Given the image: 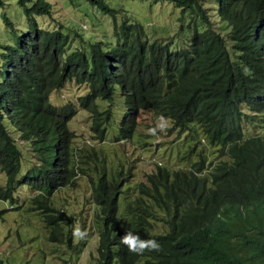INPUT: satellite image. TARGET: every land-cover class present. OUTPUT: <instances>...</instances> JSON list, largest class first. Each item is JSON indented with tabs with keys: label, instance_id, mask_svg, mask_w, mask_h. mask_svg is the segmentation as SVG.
<instances>
[{
	"label": "trees",
	"instance_id": "obj_1",
	"mask_svg": "<svg viewBox=\"0 0 264 264\" xmlns=\"http://www.w3.org/2000/svg\"><path fill=\"white\" fill-rule=\"evenodd\" d=\"M88 1L103 12L116 10L106 0ZM151 1H168L190 15L185 45L148 41L139 21L124 18L114 22L113 44L91 40L86 51L67 52L68 34L35 19L51 14L50 2L16 0L27 26L13 44H0V197L12 198L19 184L28 185L48 240L60 242L64 234L69 241L63 225L71 209L52 199L54 190L73 183V162L83 147L71 148L67 122L82 108L89 130L101 139L111 111L109 105L99 109L95 99L109 101L117 89L125 110L115 138H130L136 114L149 109L179 130L192 128L197 136L200 128L208 144L218 146V157L205 162L200 152L188 169L158 167L146 183L138 182L113 237L105 223L93 264L113 257L118 264H264V135H244L242 124L264 114V0H214L216 16L229 27L226 37L203 0ZM68 79L87 90L75 102L52 104L49 92ZM9 126L41 155L37 167L19 176L21 151ZM118 189L102 173L92 185V201L107 211L110 224ZM156 224L160 231L153 230Z\"/></svg>",
	"mask_w": 264,
	"mask_h": 264
},
{
	"label": "rangeland",
	"instance_id": "obj_2",
	"mask_svg": "<svg viewBox=\"0 0 264 264\" xmlns=\"http://www.w3.org/2000/svg\"><path fill=\"white\" fill-rule=\"evenodd\" d=\"M48 1L51 14L35 15V19L42 28L59 26L62 32L68 34L69 41L65 47L67 52L76 47L82 48L91 40L113 44L114 22L118 24L124 18L139 21L145 33L144 38L148 41L157 39L167 42L171 48L185 45L192 33L190 15L186 11L181 12L168 1L106 0L108 6L116 9L113 13L103 12L88 0ZM203 1L213 26L222 32L228 29L224 21L216 19L214 0ZM3 14L11 21L12 27L4 22ZM82 23L85 26L81 29ZM26 26V17L16 0H0V44H13L15 34L25 30ZM2 62L0 55V71ZM83 86L67 80L63 87L52 90L48 99L55 105L62 104L66 99L74 100L77 94L84 92ZM62 92L65 98L60 97ZM95 103L99 109L108 104L110 106L111 117L106 123L105 137L103 140L91 137L89 115L79 108L68 120L67 126L74 132L71 148L83 145L78 153L81 170L78 169L79 175L73 183L55 190L52 196L55 204L60 205V201H63L73 209L71 213L75 215V221L72 225L78 221L70 241L65 245L48 240L47 229L43 227L38 211L31 207V196L35 190L19 184L17 190L12 192V198L0 197V264H93L96 259L89 253L92 251L95 254L97 234L95 229L92 230L90 222L92 209L96 205L91 193L101 167H104L107 175L113 173L115 178L120 179L121 201L122 204H128L138 195V189L127 186L143 181L147 173L155 170L156 164L164 165L169 170L188 169L200 152L205 156V162L218 157L216 146L195 140L188 131L177 130L168 118L155 116L149 109L141 110L136 115L138 127L132 138L128 142L118 141L115 139L117 121L125 110L118 90H114L110 101L96 98ZM251 119L243 120L244 135L255 132L264 135V114L254 115ZM12 135L18 137L17 132ZM16 142L21 149L19 176L27 169L37 167L41 160L28 144L19 139ZM85 149L89 151L88 156L85 155ZM120 170L124 173L118 175L117 171ZM4 177L0 170V185H3ZM84 213L86 219L83 218ZM161 229L156 224L153 230L157 232ZM73 244L74 248L71 247ZM110 264L118 263L113 260Z\"/></svg>",
	"mask_w": 264,
	"mask_h": 264
},
{
	"label": "clouds",
	"instance_id": "obj_3",
	"mask_svg": "<svg viewBox=\"0 0 264 264\" xmlns=\"http://www.w3.org/2000/svg\"><path fill=\"white\" fill-rule=\"evenodd\" d=\"M203 3H204V1H203ZM207 8V7H206ZM207 11H208V9H207ZM209 13V12H208ZM209 16H210V13H209ZM216 17V16H215ZM217 20H220V19H218V18H216ZM210 20H211V18H210ZM85 26V24L84 23H82L81 25H80V27H81V29L83 28ZM228 30H229V27H228V29H226L225 31H220L221 32V34L224 36L225 34L227 35V32H228ZM191 35V34H190ZM226 35H225V37H226ZM81 44V43H80ZM86 46L87 45H83V47L82 48H80V47H76L75 49H83L84 51H86ZM66 47V46H65ZM66 50V49H65ZM68 80H71V79H68ZM66 82V81H65ZM75 82V81H74ZM76 83V82H75ZM77 84H81V85H84L83 87H84V92L87 90V87H86V84H84V83H77ZM64 86V84L61 86V87H63ZM61 87H59V88H61ZM59 88H57V89H59ZM54 90V89H53ZM52 91V90H51ZM50 91V92H51ZM49 92V93H50ZM83 92V93H84ZM82 93V94H83ZM49 95V94H48ZM77 95H81V94H77ZM76 95V96H77ZM60 97H62V98H65V94L62 92V93H60ZM66 101H69V100H67L66 99ZM65 101V102H66ZM71 101H73V102H75V99L74 100H71ZM110 101V100H109ZM64 103V102H63ZM61 105V104H60ZM109 105V104H108ZM107 107V106H106ZM79 109V108H78ZM77 109V110H78ZM82 109V108H81ZM103 109V108H102ZM77 110H76V112H77ZM111 111V110H110ZM141 111V110H140ZM139 111V112H140ZM75 112V113H76ZM138 112V113H139ZM86 113H87V111H86ZM123 113H124V111L122 112V115H123ZM137 113V114H138ZM136 114V115H137ZM89 115V114H88ZM74 116V115H73ZM72 116V117H73ZM111 117V116H110ZM158 117H161L162 118V116H158ZM89 118H90V116H89ZM121 118V117H120ZM164 118H166V117H164ZM169 119V118H168ZM120 120V119H119ZM119 120L117 121V122H119ZM170 120V119H169ZM137 121V120H136ZM171 121V120H170ZM108 122V121H107ZM106 122V123H107ZM89 123H90V121H89ZM106 123L104 124L105 125V131H106ZM172 124V123H171ZM173 126V125H172ZM117 127H118V124H117ZM137 127L138 126H136V128H135V130H134V132H133V134H132V136L135 134V131L137 130ZM174 127V126H173ZM177 130H179L177 127H175ZM8 129H9V132L10 131H12V130H14L13 129V127H11V126H9L8 127ZM184 130H186V131H188L189 132V134H190V136L191 135H194V134H192V133H194V132H192V128H189V129H183V131ZM195 130H196V132L195 133H197V136L196 135H194V139L196 140H198V141H204V142H206V143H208L207 141H206V139L204 138V136H202V133H201V131H200V128H195ZM90 131V130H89ZM179 131H182V130H179ZM117 132V131H116ZM14 133V131H12L11 132V134H13ZM90 133H91V137L92 138H95V139H99V140H103L104 139V137H105V134L103 135V137L100 139V138H96L95 136H93L94 134L90 131ZM117 135V133L115 134V136ZM201 135V136H200ZM132 136L130 137V138H128V139H118V138H115L116 140H118V141H125V142H128L129 141V139H131L132 138ZM192 137V136H191ZM14 139H15V141H16V139H19L18 137L17 138H15L14 137ZM19 140H21V139H19ZM24 144H28V142L27 141H23V140H21ZM16 144H17V142H16ZM29 145V144H28ZM210 145V144H209ZM17 146H18V144H17ZM211 146H216V150H217V145H211ZM19 148V147H18ZM29 148H30V145H29ZM20 149V148H19ZM31 149V148H30ZM20 151H21V149H20ZM33 153H35L36 154V156H38L39 158H40V160H41V155H40V152H34L33 151ZM21 158V157H20ZM42 162V161H41ZM74 163V170H75V174H74V178L75 177H77L78 175H79V163H78V161L76 160V161H74L73 162ZM20 165H21V162H20ZM158 167H161V168H163L164 167V165L163 166H161V165H159V164H156V168H155V170L153 171V172H150V173H147L146 175H145V178H144V180L143 181H139V182H144V183H146V176L148 175V174H151V173H155L156 172V170L158 169ZM207 167H209V166H207ZM100 173H102V174H104L105 175V177L107 178V180H109V183H111V182H116V183H119V181H120V179L118 178H115V175L112 173L111 175H107L106 173H105V170H104V167H101V169H100V171H99V173H98V175H100ZM122 173H124L123 171H117V174L118 175H121ZM128 173H129V171H128ZM97 175V176H98ZM138 183V182H137ZM137 183H135L134 185H128L127 187H129V186H135L136 187V185H137ZM120 184L121 183H119V189H118V191H117V196H116V212H115V219H114V223L113 224H110V222H109V220H108V214H107V211L106 210H102L101 209V206H99V205H95V208H93L92 209V212H91V218H90V222H91V226H92V230H94L95 229V231H96V234H97V238H96V246H95V254H93V252L92 251H90V256H93L95 259H96V256H97V258H99L100 259V254H99V251H98V244H99V238H100V233H101V231L103 230V228L105 227V223H106V225L109 227V229H110V235H111V237H113V235H114V233H115V225H116V223H121V220H122V218H123V213H124V209H125V204H122V201H121V190L122 189H120ZM25 185V184H24ZM67 185H69V184H67ZM64 186H66V185H64ZM63 187V186H62ZM126 187V188H127ZM61 188V187H60ZM55 191V190H54ZM54 191H53V193H54ZM53 193H52V196H53ZM65 204V205H64ZM63 205L64 206H68L70 209H71V212H72V208L70 207V205H67L65 202L63 203ZM83 205V204H82ZM87 214H89L88 212H87ZM73 215V214H72ZM83 218L84 219H86V213H84V215H83ZM82 218V219H83ZM75 221V215H73V217L71 218V220H70V222L68 223V226H66V225H63V230H64V227H65V230L64 231H67V233H68V235H70V239H71V236H72V234L74 233V230H75V227H77V222L78 221H76L75 222V225H72L73 224V222ZM81 226H83V225H81ZM96 226V227H95ZM68 228H69V230H68ZM70 241V240H69ZM69 241H67V239H66V237H65V235L63 234L62 235V237H61V243H65V245H67L68 244V242ZM51 242H57L58 243V241H51ZM72 248H74L75 247V244H73L72 246H71ZM111 247H112V244H111ZM111 247H110V251H111ZM113 260H115L116 261V258L115 257H113V258H111V260H110V262H109V264L111 263V261H113Z\"/></svg>",
	"mask_w": 264,
	"mask_h": 264
}]
</instances>
